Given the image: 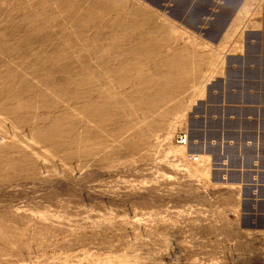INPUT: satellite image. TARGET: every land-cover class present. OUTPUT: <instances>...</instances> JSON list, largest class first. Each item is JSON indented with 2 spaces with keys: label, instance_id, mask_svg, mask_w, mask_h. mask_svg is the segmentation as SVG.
Listing matches in <instances>:
<instances>
[{
  "label": "rangeland",
  "instance_id": "rangeland-1",
  "mask_svg": "<svg viewBox=\"0 0 264 264\" xmlns=\"http://www.w3.org/2000/svg\"><path fill=\"white\" fill-rule=\"evenodd\" d=\"M236 137L264 0H0V264H264Z\"/></svg>",
  "mask_w": 264,
  "mask_h": 264
},
{
  "label": "crops",
  "instance_id": "crops-1",
  "mask_svg": "<svg viewBox=\"0 0 264 264\" xmlns=\"http://www.w3.org/2000/svg\"><path fill=\"white\" fill-rule=\"evenodd\" d=\"M238 128L239 131H242L243 126L238 125ZM237 142V150H242V153L237 155L239 162L235 168L237 174L235 183L239 186L240 195L247 196L252 201H257L258 207L261 203L264 204V159L262 160V157L264 156V146H262L263 154L261 152L258 157H248L244 152L245 149H255L258 147L260 150L256 137L254 141L255 146L253 147H248L249 142L244 138L236 137L234 143ZM239 147L242 148L239 149Z\"/></svg>",
  "mask_w": 264,
  "mask_h": 264
},
{
  "label": "built area",
  "instance_id": "built-area-1",
  "mask_svg": "<svg viewBox=\"0 0 264 264\" xmlns=\"http://www.w3.org/2000/svg\"><path fill=\"white\" fill-rule=\"evenodd\" d=\"M176 141L180 144H185L187 141V134L185 132L179 133V135H177Z\"/></svg>",
  "mask_w": 264,
  "mask_h": 264
},
{
  "label": "bare ground",
  "instance_id": "bare-ground-1",
  "mask_svg": "<svg viewBox=\"0 0 264 264\" xmlns=\"http://www.w3.org/2000/svg\"><path fill=\"white\" fill-rule=\"evenodd\" d=\"M6 107V106H5Z\"/></svg>",
  "mask_w": 264,
  "mask_h": 264
}]
</instances>
